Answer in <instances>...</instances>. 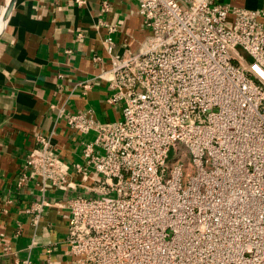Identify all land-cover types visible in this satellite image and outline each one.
Returning a JSON list of instances; mask_svg holds the SVG:
<instances>
[{"label": "built area", "instance_id": "2783aa9c", "mask_svg": "<svg viewBox=\"0 0 264 264\" xmlns=\"http://www.w3.org/2000/svg\"><path fill=\"white\" fill-rule=\"evenodd\" d=\"M136 1L137 48L103 40L98 77L119 119L60 110L69 132L92 135L81 162L39 134L18 176L38 190L34 227L47 207L66 221L44 264L59 248L62 264H264V7ZM75 86L85 96L92 82Z\"/></svg>", "mask_w": 264, "mask_h": 264}, {"label": "crops", "instance_id": "0c3cea01", "mask_svg": "<svg viewBox=\"0 0 264 264\" xmlns=\"http://www.w3.org/2000/svg\"><path fill=\"white\" fill-rule=\"evenodd\" d=\"M81 1L15 0L0 31V264L26 258L30 264H44L47 245L66 234V221L54 207H47L34 227L27 209L39 201L38 190L33 182L17 185L36 136L54 132L63 158L81 162L82 143L92 135L69 132L63 113L91 108L99 121L120 117L119 107L104 101L107 83L98 77L110 67L103 40L111 36L116 53L137 48L143 38L137 1ZM221 2L264 7V0ZM104 24L115 31L108 32ZM83 80L92 82L85 96L75 86ZM62 254L61 248L55 250L53 260L62 264Z\"/></svg>", "mask_w": 264, "mask_h": 264}, {"label": "bare ground", "instance_id": "6f19581e", "mask_svg": "<svg viewBox=\"0 0 264 264\" xmlns=\"http://www.w3.org/2000/svg\"><path fill=\"white\" fill-rule=\"evenodd\" d=\"M15 0H3V4L1 6V11H0V31L3 28L8 15L10 14L12 8H13V3Z\"/></svg>", "mask_w": 264, "mask_h": 264}, {"label": "rangeland", "instance_id": "374dc122", "mask_svg": "<svg viewBox=\"0 0 264 264\" xmlns=\"http://www.w3.org/2000/svg\"><path fill=\"white\" fill-rule=\"evenodd\" d=\"M2 2H3V0H0V11H1V6L3 4ZM172 159H173V151H171L169 154V160H172Z\"/></svg>", "mask_w": 264, "mask_h": 264}, {"label": "water", "instance_id": "95a60500", "mask_svg": "<svg viewBox=\"0 0 264 264\" xmlns=\"http://www.w3.org/2000/svg\"><path fill=\"white\" fill-rule=\"evenodd\" d=\"M15 2V1H14ZM14 4V3H13Z\"/></svg>", "mask_w": 264, "mask_h": 264}]
</instances>
